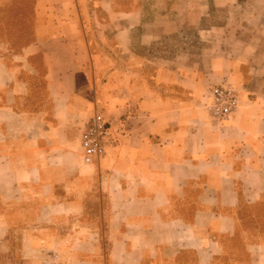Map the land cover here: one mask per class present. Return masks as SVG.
I'll use <instances>...</instances> for the list:
<instances>
[{"label": "crops", "instance_id": "0c3cea01", "mask_svg": "<svg viewBox=\"0 0 264 264\" xmlns=\"http://www.w3.org/2000/svg\"><path fill=\"white\" fill-rule=\"evenodd\" d=\"M15 1L0 0V18ZM115 5L33 0L35 41L0 52V263L264 264V58L247 50L206 77L131 62L143 18ZM36 56L51 96L34 105L22 75ZM222 82L240 106L219 121L206 102ZM94 105L111 135L85 163L67 120Z\"/></svg>", "mask_w": 264, "mask_h": 264}, {"label": "rangeland", "instance_id": "374dc122", "mask_svg": "<svg viewBox=\"0 0 264 264\" xmlns=\"http://www.w3.org/2000/svg\"><path fill=\"white\" fill-rule=\"evenodd\" d=\"M114 1L117 11L137 9L143 18L139 25L129 28L131 52L126 55L131 58V62L140 61L148 65L172 64L184 75L195 71L205 74L206 77L217 60L235 55L244 56L247 50L252 51L248 56L258 58V61L264 58V53L260 55L264 49V0ZM23 2L26 6L14 7L17 12L22 13L17 22L11 21L8 14L0 18V52L7 58L12 57L9 53L11 49L19 52L35 39L29 34L17 36L12 31L11 25L32 31L33 23L30 19L33 14V0ZM99 16L107 18V13L101 11ZM119 27L120 24L116 22L106 30L112 38L109 44L112 48L118 44ZM95 29L98 27L95 26ZM120 57L121 54L118 58ZM32 61L38 71L32 74L25 71L22 77L29 82L28 94L32 97L33 104L37 105L42 98L45 100L51 96V92L47 88V69L41 57L36 56ZM146 73L152 75L153 69L147 68ZM64 89L69 91L68 88ZM95 110L101 111L94 105L89 116L67 120L72 139L68 151L70 155L81 160L83 156L82 148L79 149L80 134ZM5 260L0 264H21Z\"/></svg>", "mask_w": 264, "mask_h": 264}, {"label": "built area", "instance_id": "2783aa9c", "mask_svg": "<svg viewBox=\"0 0 264 264\" xmlns=\"http://www.w3.org/2000/svg\"><path fill=\"white\" fill-rule=\"evenodd\" d=\"M207 98L208 113L212 118L221 121L228 119L240 106L238 91L228 83L214 85ZM110 135L109 121L103 113L95 110L80 135V146L85 163H93L106 153Z\"/></svg>", "mask_w": 264, "mask_h": 264}, {"label": "trees", "instance_id": "16d2710c", "mask_svg": "<svg viewBox=\"0 0 264 264\" xmlns=\"http://www.w3.org/2000/svg\"><path fill=\"white\" fill-rule=\"evenodd\" d=\"M17 1L18 0H16L15 1V5L13 6V7H11L10 9H9V11H7L6 13H5V15L7 16V14H8V17H9V19L11 20V21H15V22H17L18 21V19H19V15L21 14L22 15V13H20L19 11L17 12V10L16 9H14V7L16 6H20V5H17ZM33 3V2H32ZM34 13V12H33ZM32 16H33V14H32ZM31 16V17H32ZM32 19H30V22L31 23H33L32 21H31ZM12 26V31L15 33V34H17V36H20V37H22L23 35L24 36H28V34L30 35V36H33L34 38H35V34H34V29H33V25H32V31H30L29 32V30L26 28L25 30L23 29V30H21V27H17V26H14V25H11ZM5 27H6V25H5ZM27 34V35H26ZM34 41H35V39H34Z\"/></svg>", "mask_w": 264, "mask_h": 264}]
</instances>
